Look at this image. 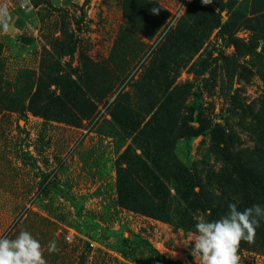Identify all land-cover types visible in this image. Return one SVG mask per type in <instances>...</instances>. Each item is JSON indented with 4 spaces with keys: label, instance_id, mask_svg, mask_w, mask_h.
<instances>
[{
    "label": "rangeland",
    "instance_id": "1",
    "mask_svg": "<svg viewBox=\"0 0 264 264\" xmlns=\"http://www.w3.org/2000/svg\"><path fill=\"white\" fill-rule=\"evenodd\" d=\"M216 1L47 0L19 32L14 14L26 0H0L11 17L9 31L0 24L3 79L26 72L25 107L40 80L33 111L50 101L54 117L0 105V238L28 231L47 264H160L146 245L166 261L199 264L191 240L200 218L217 220L229 204L264 207V12L249 15L251 0ZM153 2L166 14H153ZM191 2L204 10L192 12ZM120 92L126 109L112 112ZM194 101L206 125L187 142ZM156 114L172 130L169 150L154 138ZM172 158L196 175L211 208L185 211L168 199L155 219L134 207L135 192L157 202L160 173L175 196ZM152 159L170 160L168 171ZM135 167L145 181L132 178L140 189L125 201L118 179L140 176ZM53 241L59 251L49 253ZM237 255L264 264V220Z\"/></svg>",
    "mask_w": 264,
    "mask_h": 264
},
{
    "label": "trees",
    "instance_id": "2",
    "mask_svg": "<svg viewBox=\"0 0 264 264\" xmlns=\"http://www.w3.org/2000/svg\"><path fill=\"white\" fill-rule=\"evenodd\" d=\"M31 1L34 4L30 6L34 10H37L40 7V5H47V0H31ZM251 1H254V3H257V4L254 5V7L250 9L249 15L254 16L256 14L264 12V0H251ZM212 4L215 6H219V1L212 0ZM153 5L156 9L159 10L158 12L162 14L165 13L164 10L159 5H157V3L153 2ZM235 6H236V2L234 3V7ZM189 8L191 9L192 12L196 14L201 13V11L204 10L203 8H200L194 5V3L192 2L190 3ZM19 10H22V9L18 8V11ZM31 15L32 14H28L29 17H31ZM182 19L183 18H181L179 21L181 22ZM163 22L164 20L159 21L157 23V27L158 28L161 27ZM4 68H5L4 62L0 58V105H2L5 102V100H7L8 103H6V106L8 110H13L15 112H19L23 114L27 110L29 111L32 110L34 114H38L40 117H42L44 122L48 123L50 121H53L54 117L53 119H51V116L53 115L49 114V109H48L50 101L49 102L46 101V104L44 105L45 109H43L42 112L33 111L34 109L33 104L35 103V100L38 99L39 95H41L43 92V89L41 88L40 80H38L36 88L34 92L32 93L31 97L29 98V105L25 107L22 105V103H20V98L22 97L20 96V94L23 91L20 86V78L25 76L26 72H24L23 70H18L12 81H6L3 79ZM122 96L123 95H121V92H120L118 96L116 97V99L112 103H110L108 109H110L112 112H114L115 110H118V111L125 110L126 106H124L123 103L121 102ZM26 98H28V96ZM0 114H1V111H0ZM60 115L67 117V116H71L72 114L70 112L63 111L60 113ZM192 115L194 116L193 121L196 124V126H190L187 130H185L184 139L187 140V142L193 137H196L197 135L202 133L206 125V119L204 118V112L198 108L195 101L193 102V106H192ZM87 116L90 117V113L89 114L87 113ZM122 117L124 120H126L127 118L126 115H123ZM152 129H155L153 133L155 132L156 137L154 136V138L158 139V143L160 147H163L169 150L170 144H168L167 141L170 143V141L173 139L172 130L170 128H165L164 125L159 120H157V114L154 116V126ZM148 143L149 142H147V144ZM185 146L189 149L188 144H186ZM172 159H170L171 161L170 160L155 161V159H152L151 163L154 164L156 168L160 166V168L162 169L164 168L166 171H168L166 165L170 161L169 165L171 167L172 166L174 167L173 168L174 169V173H173L174 179H172L173 181L172 184H173V189L175 191V196H171L168 190H166V189H169L166 187V179H169V178H167L165 173H162V174L160 173V175H156L155 177H152V184H153L152 189H154L155 196H156L155 200H157V202H154L148 196H144L141 198V201H142L141 203V201L137 200L138 196H137V193L135 192L134 199L136 200L134 201V207L140 206L139 209L143 211L142 210L143 208L144 214L148 211L147 213L150 214L155 219H160L165 216L164 215L166 212L165 200H168V199H171L173 203H177L176 207L178 209H184L185 211L195 210L196 208L198 209L204 205H206L208 208H211L212 205L215 204V202H212V205L209 203L211 200H209L208 198H211L212 196L210 197V195L208 196L206 192H203V188L200 187L201 183L199 179H197L196 175L193 174L191 169L188 168L184 162L177 161L174 158ZM140 163L144 164L142 162ZM134 169L140 170L141 175L137 176V173H135L134 175L131 176L129 182L122 177V174H120L119 179H118L117 188L120 190L119 194L123 197V200L125 201H129L128 189H140L139 187L136 186V183H134L132 178L141 179L142 181H145V178L142 177L143 176L142 168L135 167ZM196 188H199L198 192L195 191ZM37 190H38L37 194H39V192L42 189H37ZM145 249H147L148 253L154 257V260L157 263L162 264V262L165 261V262H168V264H178L176 262L166 261V259L160 256L158 253L151 250L148 245H146Z\"/></svg>",
    "mask_w": 264,
    "mask_h": 264
},
{
    "label": "clouds",
    "instance_id": "3",
    "mask_svg": "<svg viewBox=\"0 0 264 264\" xmlns=\"http://www.w3.org/2000/svg\"><path fill=\"white\" fill-rule=\"evenodd\" d=\"M211 4L212 0H202ZM22 7L27 6V0ZM153 14L158 9L153 8ZM11 17L7 7L0 8V24L9 31ZM264 220V207L253 204L243 211L236 204H229V213L217 220L200 218L195 224L191 240L192 255L199 258V264H239L238 249L242 241L253 242L256 228ZM47 251L58 252L56 243L50 242ZM0 264H47L41 243L28 231H21L15 239L0 238Z\"/></svg>",
    "mask_w": 264,
    "mask_h": 264
},
{
    "label": "crops",
    "instance_id": "4",
    "mask_svg": "<svg viewBox=\"0 0 264 264\" xmlns=\"http://www.w3.org/2000/svg\"><path fill=\"white\" fill-rule=\"evenodd\" d=\"M22 10H16L14 14V26L15 30L19 32H24L29 28V23L35 17L36 10L32 9L31 6L20 7ZM28 14H32L31 17Z\"/></svg>",
    "mask_w": 264,
    "mask_h": 264
}]
</instances>
